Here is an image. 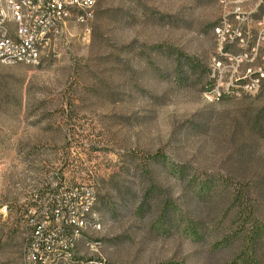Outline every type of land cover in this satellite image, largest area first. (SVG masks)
<instances>
[{"label": "rangeland", "instance_id": "rangeland-1", "mask_svg": "<svg viewBox=\"0 0 264 264\" xmlns=\"http://www.w3.org/2000/svg\"><path fill=\"white\" fill-rule=\"evenodd\" d=\"M219 14L218 0H99L59 55L0 65V264H24L30 188L56 178L98 191L78 264H264V231L250 235L264 199L239 221L224 180L239 142L264 158V94L203 97Z\"/></svg>", "mask_w": 264, "mask_h": 264}, {"label": "built area", "instance_id": "built-area-1", "mask_svg": "<svg viewBox=\"0 0 264 264\" xmlns=\"http://www.w3.org/2000/svg\"><path fill=\"white\" fill-rule=\"evenodd\" d=\"M213 26L217 50L210 59L208 102L264 92V0H218ZM98 0H0V65H38L67 47L72 28L87 36ZM41 187V186H40ZM24 264H78L84 231L99 228L98 191L91 184L30 188ZM97 247L98 240H86Z\"/></svg>", "mask_w": 264, "mask_h": 264}, {"label": "trees", "instance_id": "trees-1", "mask_svg": "<svg viewBox=\"0 0 264 264\" xmlns=\"http://www.w3.org/2000/svg\"><path fill=\"white\" fill-rule=\"evenodd\" d=\"M216 24L217 22L214 23V25ZM209 72L210 66L207 72V84L209 83ZM207 84L205 85L204 89L206 88ZM258 93L264 94L263 91H259ZM254 117L256 119L253 125H251L252 134L255 136V139L257 141L264 142V112H261ZM249 118L250 116L247 117V119ZM241 131L242 134H244L243 128ZM254 144V142L250 144V142L247 141V143L239 142L235 145V147L233 148V156H231V170L228 171V173L224 176V180L226 181V183L228 185H231L232 188H235L233 198L231 199V205L236 207V217L239 221H241L243 217L248 220L256 219L257 209L259 207V204L262 202V199H264V158H257L255 156L253 147ZM159 154V152H156L153 158L156 159ZM257 161L258 163H260V166H257L256 170H254L253 163ZM138 171L139 168L137 172ZM55 181H58V178H56ZM52 182L53 181L41 187L36 186V188H49L52 185ZM59 183L61 184V182ZM141 184L142 188L146 187V183L141 182ZM262 231H264V226L262 224H256L255 228L252 231V234H250L251 238H255V236L261 234ZM246 254L244 253L240 259H242L241 261L244 264H250V259L246 257Z\"/></svg>", "mask_w": 264, "mask_h": 264}]
</instances>
